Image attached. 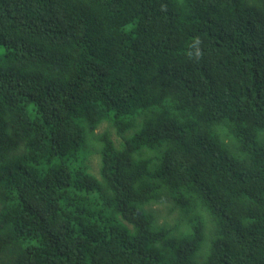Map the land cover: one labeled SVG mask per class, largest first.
<instances>
[{
  "label": "trees",
  "instance_id": "16d2710c",
  "mask_svg": "<svg viewBox=\"0 0 264 264\" xmlns=\"http://www.w3.org/2000/svg\"><path fill=\"white\" fill-rule=\"evenodd\" d=\"M0 264H264V0H0Z\"/></svg>",
  "mask_w": 264,
  "mask_h": 264
},
{
  "label": "rangeland",
  "instance_id": "374dc122",
  "mask_svg": "<svg viewBox=\"0 0 264 264\" xmlns=\"http://www.w3.org/2000/svg\"><path fill=\"white\" fill-rule=\"evenodd\" d=\"M104 132L109 134L116 147L120 148L122 146V139L116 135L115 130L110 122H102L101 124H99L97 128L93 131V135L95 136ZM127 135L128 134L126 133L125 136ZM88 146L86 147V152L84 156L90 166V171L93 174L97 175L99 157L94 151V148H96V143L90 139ZM147 209L154 214L155 221L158 224L166 223L172 225L176 221H179L181 226L185 228V223L183 222L185 216H183V213L178 208V206L174 204L170 196L164 195L159 203L151 204L147 207ZM191 222L194 223V220H192ZM202 230L205 235V240L203 242L201 250L198 252V259H201L202 256L205 254L208 243L207 226L204 223L202 224Z\"/></svg>",
  "mask_w": 264,
  "mask_h": 264
},
{
  "label": "clouds",
  "instance_id": "9594fccd",
  "mask_svg": "<svg viewBox=\"0 0 264 264\" xmlns=\"http://www.w3.org/2000/svg\"><path fill=\"white\" fill-rule=\"evenodd\" d=\"M195 43H196V45H199L200 44V41L197 39L196 41H195ZM200 56V52L198 51L197 52V57H199Z\"/></svg>",
  "mask_w": 264,
  "mask_h": 264
}]
</instances>
